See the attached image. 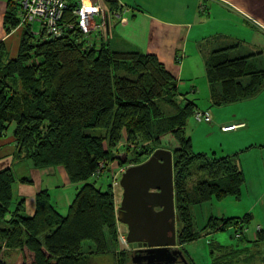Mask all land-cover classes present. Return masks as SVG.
<instances>
[{
  "label": "trees",
  "instance_id": "1",
  "mask_svg": "<svg viewBox=\"0 0 264 264\" xmlns=\"http://www.w3.org/2000/svg\"><path fill=\"white\" fill-rule=\"evenodd\" d=\"M106 4L113 13L119 8L117 0ZM74 7L67 5L58 36H48L40 25L36 33L24 27L11 59L0 42V136L9 130L14 137L15 162L31 161L37 169L61 166L70 183L78 186L66 214L42 190L35 195L34 213L27 215L23 198L12 202V170H0V264H92L95 257L132 264V249L118 233L120 202L115 200L112 177L119 185L121 173L113 174L108 167L116 157L114 150L119 154V143L124 148L120 168L142 163L156 149L171 151L177 241L184 253L183 245L198 234L192 206L238 197L243 172L232 156L194 153L186 128L199 109L180 92L179 79L165 63L155 54L112 48L100 28L83 33ZM16 9L15 0H8L3 19L7 33L18 25ZM204 9L200 6V13ZM99 22L106 24V19ZM235 46L200 47L214 94L219 87L212 97L215 104L251 98L264 88V67L254 63L256 55L264 59V49L232 58ZM181 58L176 56L177 64ZM86 128L104 133L86 134ZM195 178L197 195L192 197L189 184ZM247 221V216L211 217L202 229L209 234ZM261 232L259 227L257 234ZM84 242L93 248L83 251ZM119 243L125 248L117 251ZM214 248L217 256L211 264H225L228 249L217 244Z\"/></svg>",
  "mask_w": 264,
  "mask_h": 264
},
{
  "label": "crops",
  "instance_id": "2",
  "mask_svg": "<svg viewBox=\"0 0 264 264\" xmlns=\"http://www.w3.org/2000/svg\"><path fill=\"white\" fill-rule=\"evenodd\" d=\"M117 1L119 8L123 6L121 14L116 17L109 12L106 16V40L111 47L155 54L179 79V90L185 88L196 95L199 89L194 82V67L191 60L187 59L193 57V62L198 63L200 75L206 79L207 95L204 97H208L211 107H217L209 111L214 116L211 122H200L210 125L204 127L206 132L215 133L222 139L221 146L212 149V156H232L242 172L244 168L241 169L237 161L240 158L246 161L244 155L255 153L252 157L257 161L264 153V88L251 98L215 104L212 97L217 93H213L207 81L200 47L212 49L220 44H236L239 47L242 42H250L254 44L255 50H263L264 0H163L162 3L154 0L153 4L150 1L143 4L142 0ZM200 6L205 8L201 13ZM6 8L7 0H0V42L5 44L7 55L11 58L17 54L20 36L16 30L9 33L5 31L3 19ZM260 45L263 49H258ZM176 56H182L180 64L176 63ZM196 106L198 108V104ZM233 124L243 126L227 132L221 130V127ZM188 135L192 140L191 135ZM224 142L227 147L222 148ZM14 151L15 139L8 130L0 136V170L10 168L14 174V200L17 202L23 198L26 214L32 215L35 195L46 190L52 204L61 214H66L78 186L70 183L64 168L37 169L31 161L15 162ZM202 152L208 155L206 151ZM25 179L31 182L26 183ZM243 216L252 218L249 214ZM236 240V244L227 251L225 264H253L254 261L264 264V229L260 234H257V230L253 234L247 231ZM221 250L218 249L219 252ZM218 257H222V253Z\"/></svg>",
  "mask_w": 264,
  "mask_h": 264
},
{
  "label": "rangeland",
  "instance_id": "3",
  "mask_svg": "<svg viewBox=\"0 0 264 264\" xmlns=\"http://www.w3.org/2000/svg\"><path fill=\"white\" fill-rule=\"evenodd\" d=\"M88 1L91 4L95 3L100 5L99 6L101 7L100 11H102L91 19L90 25L96 26V28L92 27L91 32H94L97 28H100L101 35L106 38L107 37L106 24L105 23L102 24V22H99V19L104 18L105 20L109 12L113 13L111 11L112 9H110L109 5L106 4V0H88ZM149 1L152 4L154 3V0H142V3L143 4H145L146 2L149 3ZM162 2L163 0H160V3ZM15 3L17 4V9L15 11V16L17 18L18 17L17 10L19 3L17 0H15ZM122 7L123 6H120L119 9H116L113 15L118 17L119 14H121ZM26 26H29L34 33L40 31L39 30L40 26L38 22H36L34 19L30 21H28V19L23 20V18H22V23L19 21L18 25L11 30H16V32L19 34L21 38L22 30ZM140 27H142V25ZM139 31L141 30L139 29ZM220 42H218L217 45H219ZM262 47L263 46L260 45L258 49H263ZM258 51L255 50L254 44L252 43L250 44V42L249 43L242 42L239 45V47L236 46L234 49L230 51V57L234 58V57L245 56L252 53H256ZM187 59H189V61L191 60L190 62L194 67V72H195L194 82L198 86L199 93H197L196 95L195 93L192 94L190 93L189 90H185V88L184 90H182L181 88L180 92L182 94L186 93L185 95L187 99L194 100V102L198 104V109L201 111H211L212 108H217V107H211L210 103H208L207 101L208 97H204L207 95L206 79L205 77L202 78V76L200 75V69H198L199 68L198 63L195 64L193 62V57ZM254 63L256 68L258 69L263 68L264 67L263 56L256 55V57H254ZM246 81L247 78L243 80V82ZM215 91L219 92L218 86ZM212 117L214 116L212 115ZM204 127H210V125L205 123H198L195 121V119L192 116L187 124V128H186L187 135L188 133L191 135L192 150L194 151V153H203L202 151H206L208 153V156L210 155V157H213L211 151L212 149H217V147L221 146L222 139L220 138L219 135H216L215 133L206 132L204 130ZM84 132L90 135H103L104 133L103 130L101 129H92V128H86L84 129ZM223 147H227V144L225 142L223 143L222 148ZM117 148L119 154L114 150V154L116 155V157H114L113 159L114 161L108 165L110 169L114 170L113 174L118 170L120 171V169L126 168V167L120 168L119 166L120 160H118V158L119 157L121 158L122 155H124L123 154L124 148L121 145V143H119ZM248 154L249 155H244L246 156L245 157L246 161H244V159L242 161L241 158L239 161H237V164L241 167V169L244 168L243 172L245 177V183L238 197L229 196L223 199L212 198L207 203L192 206L191 211H192L194 228L196 229L198 234L195 240L191 242H187L183 245V248L185 250L184 254L186 255V258L191 262V264H211L212 258L217 256V252H216L217 250L214 248L217 243L223 245L224 248L229 249V247L231 248V246L235 245L237 242L234 236L236 228L233 226H228L222 231L210 232L209 234L206 233V230H203L202 228L207 222V220L210 219L211 217L232 218V217H241L245 214H249L250 217H252L251 219H248V224L246 226L247 230L249 231V234L255 233L258 225L260 228L262 227V229H264V161H262V159H264L262 157L264 153L263 155L262 153H260V155L262 156L258 158L257 161H255V159H253L252 157L254 156L253 154L255 153H248ZM222 155H228V154H222ZM129 157H131V154H129ZM117 177L118 176H116V178ZM112 180H113L112 183L115 193V200H117L116 202L118 204L121 201L122 189L116 183L115 177H112ZM101 181H103V183L106 182L105 179L103 178L101 179ZM195 181L196 178L193 181H191L189 184L190 194L192 197H195V195H197L196 191L193 189V185L195 184ZM14 199L15 196L13 195V199H12L13 203H15ZM240 224L245 225L243 222H240ZM122 226L123 225L121 224L119 225V227L124 228V231L127 233L126 227L125 226L122 227ZM178 228L179 227L176 223V236H177ZM124 240H125L124 244L128 245L126 242V234L124 235ZM109 246L111 250H114V248H112L113 246L110 243ZM176 246L182 248L178 244V241L176 243ZM82 247H83V251H85L89 248L90 249L93 248V245L90 242H84L82 244ZM118 247L119 248L117 249V251H119V249L125 248L121 243H119ZM220 253L221 252H219V254ZM91 262L92 264H110V262L106 260V258H100V257L92 258ZM253 264H258V263L254 261Z\"/></svg>",
  "mask_w": 264,
  "mask_h": 264
},
{
  "label": "water",
  "instance_id": "4",
  "mask_svg": "<svg viewBox=\"0 0 264 264\" xmlns=\"http://www.w3.org/2000/svg\"><path fill=\"white\" fill-rule=\"evenodd\" d=\"M119 223L127 229L126 242L134 253L132 263L175 264L184 261L176 247V223L172 153L156 149L147 160L127 166L120 175Z\"/></svg>",
  "mask_w": 264,
  "mask_h": 264
},
{
  "label": "built area",
  "instance_id": "5",
  "mask_svg": "<svg viewBox=\"0 0 264 264\" xmlns=\"http://www.w3.org/2000/svg\"><path fill=\"white\" fill-rule=\"evenodd\" d=\"M18 1V10L17 18L22 23L23 20L28 19L35 20L39 23L42 29L48 34V36H58L61 34V29L59 23L61 21L62 15L64 14L67 5L69 3H74L75 7L73 14L77 19V27L85 34L91 31L92 27L90 21L94 16H96L101 10L100 5L91 4L88 0H17ZM104 20V18H102ZM103 24V23H102ZM193 118L196 122H205L209 123L212 121V116L209 111L196 110L193 113ZM241 125H226L221 127L223 132L232 131ZM104 164H100L102 168ZM100 168V169H101ZM124 169H121L119 172L122 173ZM123 227V226H122ZM235 237H240L242 234L247 233V228L245 225L240 223L235 226ZM259 227H257L258 230ZM118 233L120 239L125 243L124 235L126 232L124 228L118 226Z\"/></svg>",
  "mask_w": 264,
  "mask_h": 264
},
{
  "label": "flooded vegetation",
  "instance_id": "6",
  "mask_svg": "<svg viewBox=\"0 0 264 264\" xmlns=\"http://www.w3.org/2000/svg\"><path fill=\"white\" fill-rule=\"evenodd\" d=\"M175 248H177L178 250H180L182 252V255H183L184 259H185V261H184L181 257L180 258L177 257L178 259L175 261V264H191L190 262H188V260L186 258V255L183 253V250L180 247H178V246H176ZM135 254L136 253H134V250H132L131 258L134 257ZM143 255H144V253H137L135 255V258L142 257ZM132 264H135V263H132ZM136 264H146V261H141L140 263L137 262Z\"/></svg>",
  "mask_w": 264,
  "mask_h": 264
}]
</instances>
